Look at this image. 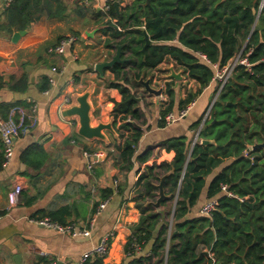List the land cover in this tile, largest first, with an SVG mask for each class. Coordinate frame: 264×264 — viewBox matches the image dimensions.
I'll return each instance as SVG.
<instances>
[{"label": "crops", "instance_id": "crops-1", "mask_svg": "<svg viewBox=\"0 0 264 264\" xmlns=\"http://www.w3.org/2000/svg\"><path fill=\"white\" fill-rule=\"evenodd\" d=\"M109 1L114 3L115 0H51L48 7L45 0L38 5L31 0V9H26L25 0H22L16 12H10L13 2L5 6L4 1L0 0V38H9L13 42V34L21 30L22 18L29 14L30 23L46 31L43 38L25 44L13 54H9L0 42V115L7 117L10 108L16 104L29 107L33 101L38 103V122L24 136L15 140L14 157L8 165H3L0 135V264H65L90 250L109 233H113L109 253L103 258L92 257L85 264H159V258L151 252L158 231L151 240L144 241L138 250L127 245L141 219L138 204L143 203L144 199L152 201L150 196H145L143 182L138 183L139 175L153 165H156L154 172H151L153 176L164 173L162 164L171 162L175 156L173 150L167 149L172 139L184 138L187 141L189 161L193 157L194 146L201 144V139L215 141L207 136L198 137L206 120L210 119L204 120V117L219 91L215 92V80L202 88L184 118L161 125V111L170 102L166 91L168 83H172L176 90L177 101L201 88V84L188 75L185 67L169 56L156 68L143 70L139 80H133V70L132 79L129 73L127 75L141 114L139 120H132L142 130L136 155L147 156L144 161H136L131 171L122 169L115 160L123 142L119 134L117 137L105 131L109 144L98 139L88 140L77 134L75 119L65 120L61 117L60 108L69 105L74 95L83 93L90 85H93L89 99L93 107L94 125L99 121L109 122L113 118L115 103L122 100L119 89L109 86L110 82L115 81V74L107 68L101 75L95 68L97 63L111 59L119 45L110 47L107 44L109 36L102 29L103 23L110 18L104 10ZM117 1L120 11L134 0ZM118 28L122 30L120 26ZM25 30L28 33L29 28ZM72 33L77 35L80 42L63 53L54 52L60 39ZM126 44L121 45L124 47ZM130 66L126 67L127 72L131 70ZM172 68L176 73H181V80L170 76ZM24 77L28 78L26 88L15 89L18 82L23 84L21 81ZM46 78L50 83L47 88L49 93L41 90ZM142 79H149L151 86L162 89V93L157 95L150 92ZM177 110L180 111L175 107L174 113H178ZM114 127L125 136L132 133L120 128L119 121ZM207 145H216V142ZM252 150L251 145L244 154L247 156ZM95 152L100 154L97 158L90 155ZM90 163L93 164L92 169L89 168ZM230 163L231 160H228L215 169L207 178V186ZM16 185L22 186L21 198L17 205L9 207L8 193ZM206 187L188 217L201 215L200 209L208 199ZM164 189L168 194V188ZM107 190H112L108 205L90 227L89 236H72L32 221L33 218L49 215L64 224L87 225L95 206ZM177 194H169L164 199L167 202L161 203L159 208L152 205L156 211L162 212L161 220L168 223L169 231ZM148 255L152 259L146 261Z\"/></svg>", "mask_w": 264, "mask_h": 264}, {"label": "trees", "instance_id": "trees-1", "mask_svg": "<svg viewBox=\"0 0 264 264\" xmlns=\"http://www.w3.org/2000/svg\"><path fill=\"white\" fill-rule=\"evenodd\" d=\"M21 1L15 0L10 12H16ZM32 1L35 5L41 2ZM50 1L45 0L48 7ZM30 2L25 0L26 9H31ZM108 6L105 14L110 18L102 28L109 36L107 44L114 47L127 43L122 49V58L127 60L108 68L115 74V81L109 86L119 89L122 94V100L114 106L113 124L116 126L119 121L120 128L132 131L128 136L117 131L123 142L115 160L122 169L131 171L136 161L147 158L136 155L142 130L132 120H139L141 114L136 99L132 98L133 90L127 77L126 67L130 63L131 71L135 72L133 80H139L143 70L156 68L169 56L201 84L196 93L179 101L172 83L167 84L170 102L161 111V125L165 124V115L175 112V107L186 108L212 81H217L215 92L219 90L214 65L226 66L240 51L252 64L251 71L242 64L236 67L220 90L209 113L210 119L201 130L200 136L215 139L216 145L197 143L192 153L196 160L188 161L187 141L172 139L167 149L173 150L175 156L171 162L162 164L164 173L153 176L151 172L156 165L148 166L145 173H140L138 183L143 182L145 196H150L152 201L144 199L138 204L141 219L127 245L132 247L134 240L141 245L158 231L151 252L159 258V264H213L210 253L216 264H263L264 148L252 150L250 156L244 152L250 145L264 141V0H134L119 12L112 1ZM29 16L22 18L20 29L29 28V31L18 43L0 38L9 54L46 35L45 30L30 23ZM143 28L152 39L144 51ZM21 82L23 84L18 82L15 89L26 88L28 78L24 77ZM49 87L46 78L41 90ZM228 160L231 163L207 186V178ZM167 173L164 188H168L167 192L172 196L178 191L171 231L168 223L161 220L162 212L152 206L159 196L161 177ZM221 184H227L244 200L225 195ZM205 187L207 200L219 198L218 209L211 217L203 214L188 217ZM106 192L102 199L108 198L112 190ZM166 202L163 200L162 204ZM48 217L57 221L56 217ZM151 259V255L145 257L146 261Z\"/></svg>", "mask_w": 264, "mask_h": 264}, {"label": "built area", "instance_id": "built-area-1", "mask_svg": "<svg viewBox=\"0 0 264 264\" xmlns=\"http://www.w3.org/2000/svg\"><path fill=\"white\" fill-rule=\"evenodd\" d=\"M5 6H9L14 0H3ZM109 6L106 4L104 10H108ZM78 40L77 35L75 34H68L62 37L54 48V52L63 53L67 48H71L76 41ZM252 50H250L251 53ZM246 66L248 71H251L252 64L248 61L247 57L242 55V51H240L234 60L227 64L226 66L219 68L217 65H214L216 69V76L217 80L220 82L219 90L222 89L224 84L227 82L229 77L235 71L238 65ZM46 93H49V90H45ZM66 102H69L67 99ZM194 101L190 103L186 108L180 110L178 113L170 112L164 116V120L167 124H172L175 121L184 118ZM209 112L205 114L204 120L208 118ZM130 120V118L128 119ZM38 122V103L33 101L29 107L23 105H15L10 108L9 114L7 117H3L0 115V135L2 141V149H3V165H8L10 161L14 157V149H15V140L24 136L28 131H30ZM248 153V152H247ZM91 156L98 157L100 154L98 152L91 153ZM248 155V154H247ZM89 168H93V164H89ZM221 190L227 195L228 197H236L240 200H244V198L238 197L232 190L229 189L227 184H221ZM22 194V186L16 185L9 193H8V201L9 207L15 206L18 204ZM109 199H102L94 208L92 212L90 220L87 221V225L84 226H77L76 223H68V224H61L57 221L52 220L50 217L45 216L43 218H33L32 221L47 227H52L58 230L61 233L70 234L72 236H89L91 233L90 227L93 226L96 218L100 215L105 208L107 207ZM219 206V198H213L206 200L200 209V213L206 216L211 217L218 209ZM175 210V208H174ZM113 238V233L106 234L102 237L101 241L93 246L90 250L84 252L81 256L74 260H69L65 264H85L90 258L92 257H105L110 250L111 240ZM134 249H139L140 244L134 240L133 243ZM210 257L213 260V264L215 263V259L213 254L210 253ZM39 264H54L53 262L44 263L41 262ZM236 264V263H230ZM264 264V263H263Z\"/></svg>", "mask_w": 264, "mask_h": 264}, {"label": "water", "instance_id": "water-1", "mask_svg": "<svg viewBox=\"0 0 264 264\" xmlns=\"http://www.w3.org/2000/svg\"><path fill=\"white\" fill-rule=\"evenodd\" d=\"M114 5L116 7V11L119 12V1L115 0ZM143 32H144V40H145V45L143 47V51H144L145 48L151 44L152 39L150 38V35L148 34L145 28H143ZM26 33H27V30L25 29L14 33L12 36L13 42H18L20 37L22 35H25ZM122 49H123V45L121 44L117 45L116 52L111 57V59L104 61V62L97 63L95 67L96 70L101 75H103L105 69L113 67L116 63H124L127 60V58H122ZM170 76L176 79H179V80L182 79L181 73H176L173 68H172V73ZM142 83L145 85V87L150 92L155 93L157 95H160L162 93V89H155L151 86L149 79L148 80L142 79ZM92 91H93V85H90L86 89V91H84L83 93L74 95L72 97V100H70L71 103L69 105H66L60 108V115L65 120H72V119L76 120V123H77L76 131L79 136L85 139H88V140L98 139V140L104 141L106 144H109V139L105 131H110L111 133H113L114 135L118 137V133L113 124L114 117L111 118L109 122L99 121L96 125L92 124L93 123V115H92L93 107L89 99L92 94ZM219 93H220V90L218 91L216 98ZM132 98H136V97L133 95ZM215 99L212 101L206 113L208 112L210 113L211 108L214 105ZM200 133H201V130L198 133V137L200 136ZM214 142L215 141L212 139H206V138L201 139V144H204V145L209 144V143H214ZM257 148H264V141L261 143H255L254 145H252L253 150ZM193 160L195 161L196 159H193ZM168 174L169 173L163 175L158 184L159 196L155 202H152V204L156 208H159L161 206L162 201L170 196L169 194H166L165 189H164V182ZM57 264H63V262H58Z\"/></svg>", "mask_w": 264, "mask_h": 264}, {"label": "rangeland", "instance_id": "rangeland-1", "mask_svg": "<svg viewBox=\"0 0 264 264\" xmlns=\"http://www.w3.org/2000/svg\"><path fill=\"white\" fill-rule=\"evenodd\" d=\"M75 34V33H74ZM76 35V34H75ZM80 41L79 40H77L76 41V43H79ZM237 56V55H236ZM128 73L130 74L129 75V78L130 79H132L133 78V73L131 72V70L130 71H128ZM210 117V114L208 115V118ZM250 147H251V145H250ZM247 156H250V154H248ZM157 198V197H156ZM172 213L174 214V210L172 211ZM168 217V219L171 221L172 219H171V217L169 218V215L167 216ZM172 217H173V215H172ZM161 264H163L162 262H161Z\"/></svg>", "mask_w": 264, "mask_h": 264}]
</instances>
